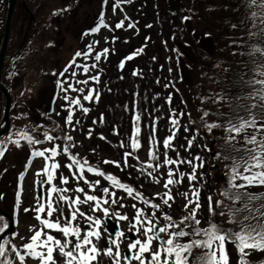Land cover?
Instances as JSON below:
<instances>
[{
    "label": "snow or ice",
    "instance_id": "snow-or-ice-1",
    "mask_svg": "<svg viewBox=\"0 0 264 264\" xmlns=\"http://www.w3.org/2000/svg\"><path fill=\"white\" fill-rule=\"evenodd\" d=\"M125 2L130 3L131 0H114L113 12L115 13L116 9ZM107 3L108 0H103V4L106 5ZM248 4L250 7L261 9L259 13H252V27H256L255 20L259 19L261 28L257 32L250 30L249 36L260 35L264 37V2L257 4V0H248ZM125 19L128 18L125 17ZM184 19L187 20L189 17H184ZM124 26V20H121L115 25V28L122 29ZM109 27L105 22V13L102 11L98 17L97 25L90 29V32L99 33L102 28ZM128 27L133 28L135 24L129 23ZM146 27H151V25ZM232 27L235 28L236 25ZM88 34L89 32H85L83 35ZM206 35L208 34L206 33ZM114 39L116 38L114 37ZM98 43L99 41H94L86 46V51L75 52L72 60L65 65L59 74L55 71L51 73L58 77L56 80L57 95L53 102L57 98L66 102L64 107L68 111L65 119L67 125H72L76 108H79L84 114L91 111L90 108L84 106L80 96L69 95V91L85 92V87L74 86L73 83L69 82V78H75L77 75L75 70L70 71L74 66L82 69L85 74L89 73L90 68H98V63L78 64L76 60L78 57L90 58L95 51L94 44ZM250 51L264 54V45L259 47L251 45ZM109 52L110 49L108 48L97 52L94 56L95 62L101 61L102 57L106 58ZM142 52L143 48L138 49L132 55L127 56L126 60H132L134 56ZM124 66L125 62L121 61L118 67L122 70ZM258 69V75L249 79L240 78V84L249 88L246 95H236L230 98L229 94L221 92L209 94L202 98V103L211 99L214 105L226 106L227 112L220 107H217L215 111L198 109L203 128L208 132L213 129H222L224 132L222 152L217 153L215 158L231 161L230 164L225 165L228 183L219 193L220 198L214 200L211 195L207 197L208 217L205 226H201L202 220L198 218L202 210V185L194 183L199 181L200 176L203 175V173L200 176L197 175V170L204 166L203 160L199 156H195L191 160L182 159L179 152L175 158L168 155L170 150L175 151L172 141L181 127L180 119L185 115L183 111L177 113L173 110L169 115L172 131L163 140L162 161L160 159L159 141L155 136V125L159 118H153L149 135V159L146 162H141L138 169L140 176H146L155 184H160L161 177L164 176L160 169H166V179L163 184L165 191L157 193L156 197L169 208L175 202V197L172 194L173 188L181 186L187 177L189 190L178 193L186 201L183 205L184 215L178 220L166 213H161L158 217L157 211L161 209V204L154 203L135 187L122 182L116 175L106 174L99 167L91 165L86 158L74 155L71 149L75 145L69 143L73 141L71 135L66 134L63 137L66 143L63 144L62 148L61 145L55 144L52 148L43 150L37 149L35 146L45 141L53 142L61 138L45 132L43 139H40L27 130H21L16 134L17 139L0 142V158L8 150V145L21 147V141L26 142L30 149V158L26 167H29L35 158H43L46 161L45 167L37 175H42L45 178L38 183L49 185L47 197H38L37 205L34 208L24 209L25 212L32 211L36 214L35 218L40 224L39 230H36L30 237L31 242L23 245V252H20L14 243H0V264H26L28 259L38 260L39 264H103L102 257H106L109 264H133V261L138 262V264H230L228 244L233 245L237 250V264H252L248 259L249 255L253 252H264V192L250 191L254 187H264V65H258ZM224 71L227 72L228 70L225 69ZM66 74H68L67 78ZM100 75V72H97L96 75H91L88 79L75 80V85L87 86L89 81L98 84ZM132 75L137 76L142 75V73L139 70H134ZM169 86L168 84L165 85V87ZM100 96V91L92 87L88 89L87 94L83 95L82 99L96 103ZM242 100L248 102L241 103ZM171 101L170 94L167 102L171 104ZM135 108L136 103L134 101L132 109L134 111L133 133L129 137V144L127 145L131 151L124 152L123 168H121L119 161H103L105 164H115L122 171L124 168H136L135 164L128 163V158L142 147L140 139L142 114L135 111ZM187 115L191 117V113ZM210 116H214L215 119L209 121ZM100 122H104L103 114H101ZM76 123L79 124L80 121L77 120ZM190 123H195V121L190 120ZM184 130L188 131L187 126H184ZM116 134L118 135V132ZM91 136L92 130L90 129L88 137ZM101 139H105L102 134ZM195 139L196 137L193 136L188 140L189 149ZM119 146L125 147L124 142L121 141ZM62 154H67L70 159V162L65 166L77 182L78 186L75 189L59 187L54 183L56 172L61 167L55 158ZM136 159H139L138 156ZM184 164L191 167V172L180 171V166ZM85 172L93 173L95 176L110 182L111 187L102 186L101 179L88 180ZM20 175L23 178L24 174L21 173ZM81 180L88 186L89 191H85L84 187L79 186ZM60 183L68 184V177L61 175ZM113 189L123 190L128 197L141 201L154 210L150 215H147L143 207L138 208L135 203L131 205L136 211L130 221L129 231L144 237L143 240L137 238L127 244L131 255L121 254V242L125 236L123 231H118L115 238L109 237L108 247L101 249L97 244L102 235L100 231L102 220L94 218L91 213L102 212L107 218L110 213L109 208L105 205L111 203L113 205L119 204L121 208L125 207L119 203L124 197L118 199L117 193ZM70 191L79 194L70 196L68 195ZM97 191L100 192V195L96 194ZM80 194L83 195V199ZM61 202L67 204V214H65L64 208L60 206ZM81 205H89V211H82ZM54 213L57 214L55 220L51 219ZM115 216L119 220H129L126 214L121 215L119 212H116ZM216 216L222 218L221 222L217 223ZM81 218L91 225V228L83 235L84 230L79 223ZM225 224L234 227H225ZM53 230L60 234L59 238L51 234ZM104 230L107 231L106 228ZM154 243L155 247H153ZM9 248L11 253H9ZM194 252L195 255H193ZM259 264H264V261L259 262Z\"/></svg>",
    "mask_w": 264,
    "mask_h": 264
},
{
    "label": "rangeland",
    "instance_id": "rangeland-1",
    "mask_svg": "<svg viewBox=\"0 0 264 264\" xmlns=\"http://www.w3.org/2000/svg\"><path fill=\"white\" fill-rule=\"evenodd\" d=\"M41 1L43 4L38 3L37 0H34L33 3L26 0V4L34 13H37L35 7L38 6L39 14H42V16L39 15L38 23L36 25H29V17L26 14V11L24 8L19 7V9L18 6L11 20V36L4 53L3 65L0 73V82L5 89H7L10 95L12 109L10 115V125L8 130L0 136V142H4L9 139H17L18 136L16 134L20 132L19 127L22 125L31 126L30 131L32 135L34 136L37 133L39 136L36 137H41L45 133L44 130L46 129V125H49V131L55 130L54 125L57 124L56 122L60 117L61 121L59 120V122L63 123L61 130H65V132L68 130V133L66 134H70L73 137V141L69 143H73L75 145L71 149L74 155L86 158L91 165L97 167V161L101 159L102 163L99 165L105 168V171L113 173L118 171L119 174H122L123 171H121V168H123L124 165V152L131 151L130 147L127 145L129 144V137L133 133L131 125L133 124L132 121L134 114L132 116V110L129 109V107L130 104H133L134 102L133 89H137L139 98L138 112L142 114L141 118L145 120V122L143 123V121H141L142 131L140 139L142 147L137 150L133 156L128 158L129 164L136 165L135 169L127 168L130 174H128V180L133 182V186H135L136 190L142 192L154 203L161 204L159 212L171 215L173 218L178 220L184 215L183 205L186 202L178 193L189 190V181L187 177H185L181 186L173 188L172 194L175 197V202H170L172 203V207L169 208L168 206L163 205L162 201L156 197L157 193L165 191L163 184L166 179V169H160V172L164 173V176L161 177L160 184H155L146 176H140L138 173L140 163L146 162L149 159V135L151 133L153 118H159L155 125V136L159 141L160 159L162 161L164 152L163 140L168 137L172 131L169 115L173 110L177 112L175 107L171 108L167 105L165 106L164 99L162 98L166 92L165 85L168 82L167 75L170 76V74L173 73V71H169L168 68L170 67L167 66L164 59L166 51L164 53V51L161 50L162 47L159 45V42L154 44L155 46H153V48L151 45L148 47V44L143 45L140 40L143 35H137L135 32L139 27H141L146 30V35L148 36V33L151 30L149 27H146L149 25V17L146 16L144 12L146 7L141 8V6H138L140 4H143L144 6L145 0H142V3H136L135 0H131L130 3H123L121 7L116 9L115 13L113 12V9L109 10L107 20L110 27L103 28L98 35L97 40L99 43L97 47L99 51L102 44V49H104L103 42H106L105 44L111 47V50L107 55V58L109 56L111 61H113L110 63L111 66H109V63L108 65H105L103 61L100 65L101 72L105 71L108 73L107 77L110 78V84L107 83L105 75L98 90L105 88L106 84H108V87L102 91L104 92V95L101 94L99 101L96 103L83 101L82 97L87 94L89 88H97V83L91 81L87 86L74 85L76 87H85V92L78 93L69 91V95L73 97L80 96L84 106L90 108L91 111L84 114L79 108H76L74 110L72 125H67L65 123L68 111L66 107H64L66 102L63 99L57 98V100L53 102L52 106L50 104V101H52L57 95V92L52 94L57 76H53L51 73L55 71L58 74L61 71V67L71 56L73 50L80 44V41L83 42V39L80 37V35H82L80 31L83 25V20L86 18V13H90L93 9H95L94 6H98L99 0L83 1V5L80 8L81 10L77 15V24L79 22L78 29L77 27L75 30L73 29L74 34L77 33L78 37H75V35H69L64 30V24L66 25L72 20V18H66L63 20L65 16H63L62 12L66 11L64 0ZM77 3L78 2L75 1V4ZM71 7L73 6L71 5ZM6 12L7 9L5 10V14ZM56 12H59L60 14H54ZM26 15L27 17L25 18ZM57 16H60L59 18L61 19L59 24L55 20L57 19ZM115 16L117 19H120V21L124 20V28H115V25L118 23ZM125 17H132V20H129V18L125 19ZM90 18V23H92L95 16L92 14ZM141 19L142 23H140ZM132 22H135L138 28H129L128 24ZM88 25L89 24H84L83 27ZM113 32H117L118 34L116 39H110ZM155 32L158 37V29H156ZM3 36L4 29L0 32L1 45ZM90 40L91 39L89 37L85 38L86 42ZM69 46L72 47L68 50L67 47ZM141 48H143V52L138 55L139 57L134 58L133 62L131 60L127 61L122 70L118 67L120 62L123 61L126 56L132 55ZM158 48H160V51H158ZM154 54L155 56L153 57H155V59L151 57ZM133 65H135L138 69H133ZM134 70H139L142 75H137L133 78V76L130 75L132 74L131 71ZM76 76L82 78L81 74ZM121 77L123 78L121 79ZM157 81H159V83H157ZM126 82H129V85H126ZM109 89H111L114 93L115 91H118V93L122 96V102H120L122 98H118V101L120 102L119 108H117L114 104V101L117 99L115 98V95L112 96L109 94L111 93ZM153 92H157L156 95L158 96L157 99L159 100V104H157L154 110L150 111V108H152L151 104L156 99V95L151 98ZM6 103V94L3 89L0 88V123L3 121L5 115ZM47 103L50 105L48 110H46L48 107ZM114 107H116L115 110ZM35 112L39 114L38 119L36 118L37 114ZM101 114H103L104 118L103 123L100 122ZM61 115L64 116L61 117ZM90 115H96L94 117H97L94 120L96 123H93V121L91 122L89 119ZM42 120H46L47 123L42 122ZM77 120L80 121L79 124L76 123ZM5 126L6 123L4 122L0 125V129L5 128ZM93 127H95V130ZM90 129L92 130V136L89 138L88 131ZM117 132L118 135L116 134ZM205 132L206 135H204L203 138L200 135L194 134L197 138L193 141L192 147L189 149L188 140L192 138L191 133L183 134V131H179L177 136H175V139L172 141L175 151L170 150L168 153L170 157L175 158L177 152H179L180 158L186 160H191L195 156H199L204 162L203 168L197 170L198 176H200L201 173H203V175L200 176L199 181L194 182L204 186V188L201 189L202 210L201 214L198 216V218L202 220L201 226H205V222L208 217L207 193L209 189H211V196H213V199L215 200L220 198L218 194L216 196L215 194L220 190L219 187L222 186L221 179H224L221 176L222 171L219 168V159L215 158L216 162H213V158L211 156L209 141L212 136H210L207 131ZM101 134L105 139H101ZM182 135H185L186 139H182ZM63 137L64 136L62 135V138L58 140L62 144L66 143ZM203 139L204 142H202ZM105 140L107 143L104 142ZM121 141L125 144V147L123 148L119 146ZM59 142L56 144H59ZM52 147L53 146L41 147L40 150ZM137 156L139 158L138 160L136 159ZM29 158L30 149L24 141L21 142V147L8 145V150L5 152L4 156L0 158V208L11 213L13 210L14 199L21 192V202L20 205H18L19 212L17 214L18 224L16 226V230L19 232L18 242H21L24 238H28L30 234L36 230V228L40 227L39 221L35 218L36 214L32 211L25 212L24 209H32L37 205L39 192L42 191L43 197H47L49 195V185H41L38 183L45 177L37 175V173L45 167L46 161L43 158H35L30 165L31 167L26 171V163ZM55 159L61 164V167L56 172V179L54 183H56L59 187L75 189L78 186L77 182L72 178L69 169L65 166L70 162L69 157L67 154H62ZM104 160L119 161L121 168H117L115 164H105L103 163ZM212 162L218 166L211 171L210 167L212 166ZM196 163H199V161H196ZM180 171L186 173L191 172V167L187 166L183 168L181 165ZM21 173L24 174L23 178H21ZM106 173L108 174V172ZM61 175L68 177V184L65 185L60 183ZM85 176L90 181L94 179H101L102 186L111 187L110 182L101 177L95 176L93 173L85 172ZM207 177H210L211 180L213 179V183L211 182L210 185L205 187L206 183L204 182H206ZM40 186L41 188H39ZM79 186L84 187L85 191H89L88 186L84 184L82 180L79 182ZM19 187H22L20 191ZM113 190L116 191L118 199L119 197H124V199L120 200L119 203H122L125 207L121 208L119 204L113 205L111 203H109V205H105L109 208L110 215L107 218L105 217L104 222L101 224L100 231L102 235L97 244L99 248L104 249L109 246L105 244H108L110 236L115 238L118 231H123L125 236L122 238L120 251L122 255L125 253L131 255V252L127 248V244L130 241H135L137 238L141 240L144 239L142 235L129 231L130 221L136 211L131 207V205L135 203L138 208L143 207L147 215L151 214L152 209L149 206L144 205L141 201L128 197L123 190ZM45 191L46 193L44 194ZM74 194L79 193H74L73 191L68 193L70 196ZM96 194L100 195V192L97 191ZM80 195L83 199V195ZM60 206L64 208L65 214H67V204L61 202ZM81 210L86 212L89 211V205H81ZM116 212H119L121 215L126 214L129 217V220H119L118 217L115 216ZM91 214L94 218H102L103 221L104 215L102 212H94ZM56 215L57 214L54 213L51 218L55 220ZM215 219L217 223H219L222 218L216 216ZM79 223L83 230H85V228H87V230L91 228V225L82 218ZM161 223H163V221H161ZM8 225L9 219L0 215V233L4 231ZM224 226L234 227L228 224H225ZM105 228L107 231L104 230ZM84 233L85 231L82 232V235ZM54 235L59 238L60 234H57L56 232ZM9 240L10 237H7L5 242H9ZM155 246L156 245L154 243L153 247ZM227 248L230 255V264H237L238 255L236 253V248L231 244H228ZM9 253H11L10 248ZM195 254L196 253L194 252L193 255ZM260 256L263 258L257 261H262L264 259V252H253L249 255V257H254L256 259H259ZM103 258L105 257H102V259ZM57 260L59 261L58 256ZM257 261H254L253 263H256ZM26 264H39V261L35 259H28ZM133 264H138V262L133 261Z\"/></svg>",
    "mask_w": 264,
    "mask_h": 264
},
{
    "label": "trees",
    "instance_id": "trees-1",
    "mask_svg": "<svg viewBox=\"0 0 264 264\" xmlns=\"http://www.w3.org/2000/svg\"><path fill=\"white\" fill-rule=\"evenodd\" d=\"M138 1L142 3V0ZM262 2L264 0H257V4ZM144 7H146L145 15L149 17V24L151 25L150 45L153 47L157 43L156 32L153 30L156 28L162 42V44L159 42L162 47L161 50L166 51L167 58H165L167 61L165 60V62L173 71L170 76L168 75L167 84L170 86L165 97L166 103L169 104L167 99L171 94V105L178 112L183 111L185 113L180 119L179 131L202 135L207 130L201 125L198 109L215 111L217 107H220L225 112L228 110L224 105H214L211 99L202 103V98L209 94L221 92L229 94L230 98L236 95H246L249 88L240 84V78L249 79L258 75V65H264V54L250 51L251 45L257 47L264 45V37L260 35L249 36L250 30L257 32L261 28L259 19L255 20L256 27H252V13H259L261 9L250 7L248 0H145ZM184 17H189V19L185 20ZM233 25L236 27H232ZM153 56L155 54L151 57ZM225 69L228 71L225 72ZM107 76L108 73L105 78L109 84L110 78ZM102 94L104 95V92ZM109 94L115 95L117 100L114 101V104L119 108L120 102L123 101L122 96L118 91L115 93L111 91ZM119 97L122 98L120 102L118 101ZM151 98H153V94ZM247 102L241 101V103ZM135 103V111H138L139 98L137 100L135 98ZM50 104L53 105L52 101ZM47 105L46 110L50 108L48 103ZM129 109H133V104H130ZM188 113H191V117L187 115ZM36 114L38 119L39 114ZM133 114L134 111L132 110V116ZM59 119L54 125V131H49V125L45 126L44 131L49 134L65 136V130H61L63 123H60ZM208 119L211 121L215 117L210 116ZM190 120L195 121V123H190ZM141 121L145 122L142 118ZM3 122L4 118L0 125ZM42 122L47 123L46 120H42ZM184 126H187L188 131L184 130ZM30 128L31 126L22 125L19 130H27L31 133ZM131 128L133 130V124ZM207 133L217 137V153L222 152L223 130L213 129ZM43 135L37 138H43ZM34 136L39 135L36 133ZM218 159L221 169L225 173V179H221L222 186L219 187L220 190L216 192L215 196L219 195L221 190L227 186L228 177L225 165L231 163V161ZM98 163H102L101 159ZM211 182L213 183V179L207 177L206 182H204L206 183L205 187ZM202 188H204L203 185ZM250 191L261 193L264 192V187H254ZM211 193L212 190L209 189L207 196ZM261 258L263 257L260 256L259 259L249 257L248 259L252 264H259L261 261L257 260ZM254 261L257 262L253 263Z\"/></svg>",
    "mask_w": 264,
    "mask_h": 264
},
{
    "label": "flooded vegetation",
    "instance_id": "flooded-vegetation-1",
    "mask_svg": "<svg viewBox=\"0 0 264 264\" xmlns=\"http://www.w3.org/2000/svg\"><path fill=\"white\" fill-rule=\"evenodd\" d=\"M6 1H8V0H0V32H1L2 29H4V31H5L6 17H5V13L4 12H5ZM33 1L34 0H29V2H31V3H33ZM37 1H38V3L43 4V2L41 0H37ZM75 1H77L78 3L75 4ZM83 1L84 0H64L65 6H66L65 7L66 11L63 12V16H65V18L63 20H65L66 18H72L70 23H68L66 25L64 24V30L69 35H75V37H78L77 33L74 34V30L76 29V27L78 29L79 22L77 24V15L79 14V12L81 10L80 8L83 5ZM90 4H91V2H90ZM71 5L73 7H71ZM93 5H94V2H93ZM17 6H18V8L19 7L20 8H24V10L26 11V14L29 17V21H28L29 25L32 26V25H36L38 23V17H39L38 6L35 7L36 12L38 11L37 13H34L29 8V6L26 4V0H17L15 10H16ZM40 7H41V5H40ZM94 8L95 9H93L90 13H86V18L83 20V25L84 24H89V25L85 26V27H83V25H82L83 28L81 27V31H80V33L82 35H80V37L83 39V42L80 41V44L76 48L79 47L80 49H82L84 46L86 47L87 43L91 42L93 38L96 41V36L95 35H91L90 33L88 35H83L84 32H86L87 30L90 31V29H92V24H94V27L97 25V22H98V18L97 17L99 16L100 9H101V0H99L98 6H94ZM92 14H93V16H95V18L93 19L92 23H90L91 22L90 21L91 20L90 16ZM27 15L25 16V18L27 17ZM56 21L59 24L61 22V19L58 17L56 19ZM63 37H65V36H63ZM87 37H89L91 39L88 42L85 41V38H87ZM71 47L72 46H69V47H67V49L69 50ZM73 52H74V50H73Z\"/></svg>",
    "mask_w": 264,
    "mask_h": 264
},
{
    "label": "water",
    "instance_id": "water-1",
    "mask_svg": "<svg viewBox=\"0 0 264 264\" xmlns=\"http://www.w3.org/2000/svg\"><path fill=\"white\" fill-rule=\"evenodd\" d=\"M15 3H16V0H11L10 1L9 12H8V16H7L5 38H4V42H3V45H2V49H1V55H0V73H1L2 65H3L4 53H5L6 46H7L8 39H9L10 20H11V16H12V12H13ZM0 88L3 89V91H4V93L6 94V97H7V105H6V110H5V120H6L7 124H6V127L3 130L0 131V136H1L3 133H5L8 130V127H9V124H10L9 114H10V108H11V98H10V95H9L7 89H5V87L1 84V82H0ZM213 143H214V140H212L211 143H210L211 147L213 146ZM211 154H212V156H214L215 152L213 151ZM213 162H215V161L213 160ZM213 164H214V166H212L211 169H214L215 167H217V165H215V163H213ZM0 213L6 215L7 217H9V214L6 211L2 210V209H0ZM12 228H13V221H11V225L7 229V231L4 232L0 236V243L3 240V238L5 237V235Z\"/></svg>",
    "mask_w": 264,
    "mask_h": 264
}]
</instances>
